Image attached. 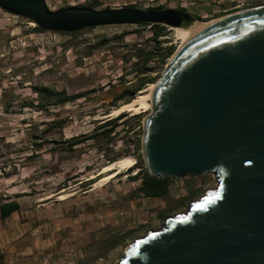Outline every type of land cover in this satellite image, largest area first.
I'll return each mask as SVG.
<instances>
[{"label":"rangeland","instance_id":"obj_1","mask_svg":"<svg viewBox=\"0 0 264 264\" xmlns=\"http://www.w3.org/2000/svg\"><path fill=\"white\" fill-rule=\"evenodd\" d=\"M47 3L52 10L184 7L204 21L264 0ZM34 23L0 8V205L19 203L8 217L0 214V264H117L136 238L161 229L219 185L209 172L167 178L162 197L138 189V172H148L142 120L152 110L141 101L180 40L163 24L66 32ZM126 155L136 164L112 176L113 163Z\"/></svg>","mask_w":264,"mask_h":264},{"label":"water","instance_id":"obj_2","mask_svg":"<svg viewBox=\"0 0 264 264\" xmlns=\"http://www.w3.org/2000/svg\"><path fill=\"white\" fill-rule=\"evenodd\" d=\"M44 30L114 24L180 26L181 8L52 10L47 0H0ZM142 120L151 175L215 173L217 189L136 238L117 264H264V5L227 14L169 59Z\"/></svg>","mask_w":264,"mask_h":264},{"label":"trees","instance_id":"obj_3","mask_svg":"<svg viewBox=\"0 0 264 264\" xmlns=\"http://www.w3.org/2000/svg\"><path fill=\"white\" fill-rule=\"evenodd\" d=\"M151 8H163L162 6L151 7ZM181 9L187 11L186 8L182 7ZM200 20V19H198ZM203 21V20H202ZM149 24V23H147ZM153 26H160V24H153ZM40 28V27H38ZM155 38L161 35L159 31H156ZM37 92H42L43 90L49 94V91L44 88L35 87ZM137 96L133 97L135 99ZM132 99V100H133ZM68 98L62 99L59 102H65ZM131 100V101H132ZM136 101V100H134ZM123 157V156H122ZM136 164V163H135ZM139 177L142 179V184L139 186V191H141L145 196H153V197H162L168 194L169 192V183L167 178H162L158 176H154L149 174L148 172H144L143 169L138 172ZM19 203L17 201H8L4 202L0 205V214L2 218H6L14 211L18 210Z\"/></svg>","mask_w":264,"mask_h":264},{"label":"bare ground","instance_id":"obj_4","mask_svg":"<svg viewBox=\"0 0 264 264\" xmlns=\"http://www.w3.org/2000/svg\"><path fill=\"white\" fill-rule=\"evenodd\" d=\"M221 17L213 18V19H209V20H204V21L198 20L197 18H194V20H192L188 24H184V25H180V26H170L171 28H173L175 30L177 38L180 40V46H179L178 50L188 39H190L192 36H194L196 33H198L200 30H202L206 26L217 21ZM34 24L36 25V23H34ZM178 50H176V51H178ZM154 86H155V84H154ZM154 86H153V89H154ZM153 89H152V91H153ZM152 91L148 94V99H146L145 101H141L144 103L145 102L148 103V105H150L151 108H152V103H151ZM135 163H136V159L133 156H131V155L123 156L122 158H120V160L118 162L113 163L114 167H116L118 165V169L113 173L112 176L117 175V172L118 171L120 172V170H122V169L130 168V167L134 166ZM213 174H215V173H213Z\"/></svg>","mask_w":264,"mask_h":264},{"label":"crops","instance_id":"obj_5","mask_svg":"<svg viewBox=\"0 0 264 264\" xmlns=\"http://www.w3.org/2000/svg\"><path fill=\"white\" fill-rule=\"evenodd\" d=\"M113 7V6H112Z\"/></svg>","mask_w":264,"mask_h":264}]
</instances>
